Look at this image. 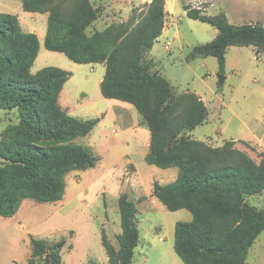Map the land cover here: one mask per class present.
Listing matches in <instances>:
<instances>
[{"label": "trees", "instance_id": "1", "mask_svg": "<svg viewBox=\"0 0 264 264\" xmlns=\"http://www.w3.org/2000/svg\"><path fill=\"white\" fill-rule=\"evenodd\" d=\"M21 2L25 12L49 15L44 41L48 51L77 64L106 66L103 97L133 105L150 130L146 162L163 170L178 168L177 179L165 186L155 183L153 194L170 212L192 214V221L178 222L175 229L174 249L183 263L246 264L264 232V211L247 200L264 193V153L257 163L236 141L212 147L184 135L208 121L207 105L196 93L175 97L169 81L153 74L145 62L165 31L167 0H152L142 15L134 12L127 22L91 37L87 29L99 14L90 0ZM185 9L190 19L218 30L212 42L194 48L190 60L214 57L224 76L231 47H254L257 59L264 57L263 25L235 26L224 13L213 17L191 5ZM40 49L38 35L23 31L18 16L0 13V109L19 110L20 120L0 142V216L6 219L15 217L27 200L61 202L67 175L93 169L101 161L76 141L91 134L102 118L82 120L62 108L60 96L72 73L46 67L33 74ZM119 210V247L105 232L102 244L109 264H133L140 240L139 210L127 193L119 199ZM30 241L27 264H64L65 242L34 236Z\"/></svg>", "mask_w": 264, "mask_h": 264}, {"label": "rangeland", "instance_id": "2", "mask_svg": "<svg viewBox=\"0 0 264 264\" xmlns=\"http://www.w3.org/2000/svg\"><path fill=\"white\" fill-rule=\"evenodd\" d=\"M0 2L13 8V15L23 22V31L33 32L40 39L41 51L33 74L46 67L72 73L60 96L62 108L82 120L102 118L91 134L76 141L101 161L93 169L67 175L66 194L61 202L38 203L31 199L23 203L15 217L0 216V264H27L32 255L31 236L55 244L65 242L64 264H109L102 233L119 247L118 236L122 233L119 199L124 193L139 210L140 240L133 264H184L174 249L175 229L178 222H190L193 217L187 210L170 212L154 196L155 183L163 186L173 183L179 170L176 167L163 170L146 162L151 133L143 117L133 105L109 102L103 97L99 80L106 73L104 64H77L64 54L45 48L48 14L36 13L32 19L25 16L21 0ZM90 3L99 14L98 20L87 29L91 37L112 25L127 22L134 12L142 15L149 0H90ZM167 3L166 32L146 55L145 62L151 65L153 74L169 81L175 97L192 92L207 105L208 121L184 135L212 147H220L227 140L236 141L238 149L260 163V154L264 153V57L258 60L254 47H231L224 76L219 74L214 57L190 60L194 48L212 42L218 30L190 19L185 6L202 9L213 17L224 13L235 26H264V0H167ZM19 122V110L0 109V142L6 140L7 130ZM247 200L264 211V193ZM246 264H264V232L250 249Z\"/></svg>", "mask_w": 264, "mask_h": 264}, {"label": "crops", "instance_id": "3", "mask_svg": "<svg viewBox=\"0 0 264 264\" xmlns=\"http://www.w3.org/2000/svg\"><path fill=\"white\" fill-rule=\"evenodd\" d=\"M151 2H152V0H149V4H151ZM22 7H23V5H22ZM167 7H168V3H167V6H166V9H167ZM167 11V10H166ZM0 13H3V14H14V11H13V8H11V7H9V6H7L5 3H2V2H0ZM167 14H168V12H167ZM25 16L26 17H31L32 19H35L34 17H36L37 16V14L36 13H28V12H26L25 13ZM19 17V16H18ZM19 19H20V17H19ZM20 21H21V26L23 27V22H22V20L20 19ZM31 30V29H30ZM31 31H34V29H32ZM166 32V28H165V31H164V33ZM33 33V32H32ZM46 35H47V33H46ZM41 43V42H40ZM40 51H41V49H40ZM40 54V53H39ZM39 57V56H38ZM38 59V58H37ZM45 60H46V63L48 62V59H46V58H44ZM105 76V75H104ZM103 78L104 77H102L100 80H99V84H101V82H102V80H103ZM107 101H109V102H116V101H118V100H111V99H106ZM117 103H119V102H117ZM119 104H121V103H119Z\"/></svg>", "mask_w": 264, "mask_h": 264}]
</instances>
